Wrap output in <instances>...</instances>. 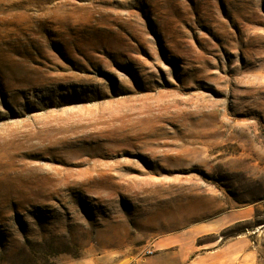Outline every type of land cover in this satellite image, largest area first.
Masks as SVG:
<instances>
[{"label": "rangeland", "instance_id": "1", "mask_svg": "<svg viewBox=\"0 0 264 264\" xmlns=\"http://www.w3.org/2000/svg\"><path fill=\"white\" fill-rule=\"evenodd\" d=\"M196 227L264 264V0H0V264Z\"/></svg>", "mask_w": 264, "mask_h": 264}, {"label": "crops", "instance_id": "2", "mask_svg": "<svg viewBox=\"0 0 264 264\" xmlns=\"http://www.w3.org/2000/svg\"><path fill=\"white\" fill-rule=\"evenodd\" d=\"M200 230L203 229L194 228L184 245L181 239L174 236H162L150 244L152 249L149 254L111 251L110 254L96 253L59 264H258L261 250L252 242L254 246L250 248L246 237L238 235L229 240L218 237L212 246L202 247L196 245L198 239L206 234Z\"/></svg>", "mask_w": 264, "mask_h": 264}, {"label": "built area", "instance_id": "3", "mask_svg": "<svg viewBox=\"0 0 264 264\" xmlns=\"http://www.w3.org/2000/svg\"><path fill=\"white\" fill-rule=\"evenodd\" d=\"M149 253H151L150 251H146V254H149Z\"/></svg>", "mask_w": 264, "mask_h": 264}]
</instances>
